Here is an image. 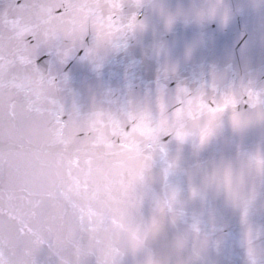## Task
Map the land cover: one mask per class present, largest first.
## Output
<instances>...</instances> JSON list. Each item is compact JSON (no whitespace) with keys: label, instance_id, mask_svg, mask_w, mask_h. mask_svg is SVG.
<instances>
[{"label":"snow or ice","instance_id":"6c2138e0","mask_svg":"<svg viewBox=\"0 0 264 264\" xmlns=\"http://www.w3.org/2000/svg\"><path fill=\"white\" fill-rule=\"evenodd\" d=\"M128 2L160 21L150 102L102 88L82 104L69 99L66 74L37 63L47 49L99 73L149 29L147 16L125 15V0L0 9V264H235L237 248L240 264H264V223L253 220L264 217V84L227 82L213 69L196 89H167L177 63L163 33L192 20L224 26L230 10ZM253 7L264 17V0ZM200 43H185L184 58Z\"/></svg>","mask_w":264,"mask_h":264},{"label":"water","instance_id":"95a60500","mask_svg":"<svg viewBox=\"0 0 264 264\" xmlns=\"http://www.w3.org/2000/svg\"><path fill=\"white\" fill-rule=\"evenodd\" d=\"M19 2V0H17ZM171 8L177 5L208 6L217 5L219 16L227 7L232 16L222 26L218 20H195L188 24L178 22L173 30L163 33L162 39L167 43L171 59L177 63L175 76L167 81L168 96L174 94L177 82L190 89H196L202 82L210 79L214 69L227 82L239 83L250 76L258 83L264 84V17L253 6L259 0H162ZM9 0H0V9ZM138 11L141 18L147 16L149 29L135 36H129L127 47L111 52L104 61L99 73L93 71L90 64L81 61L79 55L60 64L54 54L45 49L47 59L37 61L39 67L48 72L51 70L58 77L67 75L66 88L69 99L75 95L83 104L91 90L110 88L118 97L131 94L141 101H151L156 90L159 69L158 61L151 56L150 46L154 38H161L159 18L150 9H134L125 0V15ZM155 33V36H154ZM69 39L71 30L69 29ZM194 39L201 43L194 50L190 59L183 56L184 45ZM148 53V54H146ZM255 134L250 143L255 141ZM229 231L238 237L239 223L236 216L229 213ZM255 223H264V217L254 216ZM235 264H240V250L235 249Z\"/></svg>","mask_w":264,"mask_h":264}]
</instances>
